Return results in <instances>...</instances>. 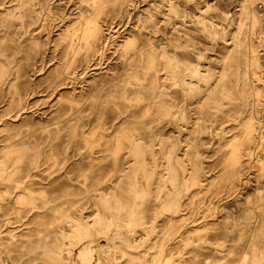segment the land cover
<instances>
[{
	"label": "rangeland",
	"instance_id": "1",
	"mask_svg": "<svg viewBox=\"0 0 264 264\" xmlns=\"http://www.w3.org/2000/svg\"><path fill=\"white\" fill-rule=\"evenodd\" d=\"M0 264H264V0H0Z\"/></svg>",
	"mask_w": 264,
	"mask_h": 264
}]
</instances>
